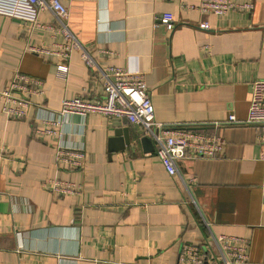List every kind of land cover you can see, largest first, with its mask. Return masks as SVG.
Masks as SVG:
<instances>
[{
  "label": "crops",
  "instance_id": "crops-1",
  "mask_svg": "<svg viewBox=\"0 0 264 264\" xmlns=\"http://www.w3.org/2000/svg\"><path fill=\"white\" fill-rule=\"evenodd\" d=\"M60 1L99 67L143 74L156 121L218 132L224 143L218 157L184 153L170 175L140 125L59 115L63 98L102 99L98 75L76 50L58 72L64 39L49 9L39 26L0 14V90L16 71L41 81L23 118L0 100V264H176L181 243L222 234L245 239L250 262L264 264V141L254 125H212L230 113L245 119L252 82L264 78V0L224 15L185 7L200 0ZM61 143L84 150L82 169L57 161ZM52 179L80 192L44 187Z\"/></svg>",
  "mask_w": 264,
  "mask_h": 264
},
{
  "label": "built area",
  "instance_id": "built-area-1",
  "mask_svg": "<svg viewBox=\"0 0 264 264\" xmlns=\"http://www.w3.org/2000/svg\"><path fill=\"white\" fill-rule=\"evenodd\" d=\"M185 7L215 15H224L232 10L251 13L254 9V0H200L198 4H186ZM44 9H49L54 14L56 24L52 28L64 39L63 44L58 45V49L54 51L61 60L57 65L58 72L64 75L68 69L66 60L70 52L80 51L85 65L98 75L103 87L102 99L89 100L79 95L63 98L58 109L59 115L65 117L70 114L85 116L88 113H99L107 117L124 118L132 124L140 125L143 135L153 139L155 153L170 175L177 172L176 160L186 152L207 158L220 155L224 143L220 133H206L191 128L195 126H179L155 120L154 106L142 73H132L121 67L110 66L105 69L99 67L69 29L68 9L60 0H0L1 15L29 21L36 26L40 25L36 22L37 14ZM172 20L170 15H163L161 18L168 27L172 26ZM200 26L209 28L208 23L205 22ZM30 48L34 52L45 51L35 47ZM40 85V80L16 71L10 83L0 90L2 111L13 119L25 117L34 104L29 95L41 93ZM252 85L247 117L237 119L230 113L223 121L213 122L212 125L217 128L228 125H254L259 128L260 138L264 141V78L255 79ZM46 123L54 126L57 121ZM43 131L55 134L52 127H47ZM55 151L57 161L65 163L69 169L83 168L85 154L82 148L68 147L61 143ZM43 185L51 191L80 192L74 184L58 179L48 180ZM176 264L252 263L249 260L245 239L222 234L211 236L203 245L181 243Z\"/></svg>",
  "mask_w": 264,
  "mask_h": 264
},
{
  "label": "water",
  "instance_id": "water-1",
  "mask_svg": "<svg viewBox=\"0 0 264 264\" xmlns=\"http://www.w3.org/2000/svg\"><path fill=\"white\" fill-rule=\"evenodd\" d=\"M124 139H125V143L128 144L129 141H130L128 135L124 134ZM141 141H142L143 143L149 142V140H148L147 137H143V138L141 139Z\"/></svg>",
  "mask_w": 264,
  "mask_h": 264
},
{
  "label": "rangeland",
  "instance_id": "rangeland-1",
  "mask_svg": "<svg viewBox=\"0 0 264 264\" xmlns=\"http://www.w3.org/2000/svg\"><path fill=\"white\" fill-rule=\"evenodd\" d=\"M23 74V73H22Z\"/></svg>",
  "mask_w": 264,
  "mask_h": 264
}]
</instances>
